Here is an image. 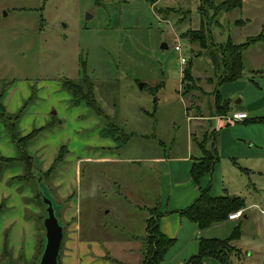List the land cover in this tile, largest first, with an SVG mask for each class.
Here are the masks:
<instances>
[{
	"label": "rangeland",
	"instance_id": "obj_1",
	"mask_svg": "<svg viewBox=\"0 0 264 264\" xmlns=\"http://www.w3.org/2000/svg\"><path fill=\"white\" fill-rule=\"evenodd\" d=\"M221 1L213 0L212 6ZM199 5L200 0H0V91L7 87L6 109L21 110V135L45 124L44 115L60 126L29 142L31 170L0 161V263L38 261L45 234V208L34 177L40 173L44 193L53 197L65 225L59 264H141L140 244L132 239L144 235L151 215L142 206L151 205L164 176L145 159L194 154L210 133L193 126L191 131L185 104L190 114H207V103L214 109L217 88L231 99V112L222 115L231 124L216 145L219 175L223 169L228 193L242 198L245 207L239 218L201 229L182 218L178 238L161 264H186L197 253L199 237L228 239L237 225L233 247L221 245L219 258L207 257L203 264H264V120H251L264 119V45L256 42L244 50L241 78L218 84L226 39L240 43L264 32V0H242L241 8L229 11L210 8L208 2L200 12ZM85 76L108 117H101L104 126L109 122L123 131L118 148L96 152L97 116L89 118L87 113H94L84 105L71 106L69 92L61 87L64 79L77 82ZM30 94L34 98L27 101ZM241 108L249 118L231 121ZM190 135L195 146L188 152ZM60 144L70 146L68 159L45 178ZM102 152L112 160H95ZM17 153L0 123V156ZM85 156L90 159L80 160ZM184 165L177 163L183 172ZM69 168L73 199L53 183V178L61 182Z\"/></svg>",
	"mask_w": 264,
	"mask_h": 264
},
{
	"label": "trees",
	"instance_id": "obj_2",
	"mask_svg": "<svg viewBox=\"0 0 264 264\" xmlns=\"http://www.w3.org/2000/svg\"><path fill=\"white\" fill-rule=\"evenodd\" d=\"M208 2H211L210 8L216 9V6L218 7L220 5V9H225L226 11H229L233 8H241L242 6V0H222V3L218 5L214 3L215 5L213 6V0H200L198 10L200 12L203 11L202 5ZM235 23L240 24L238 20H236ZM199 40L201 42V39ZM256 42H261L264 45L263 31L255 36L247 37L244 42L240 43H235L230 37L226 39L225 45L221 51L222 73L221 77H219L218 84L233 82L242 77L244 70L243 52L249 45ZM189 68L185 70V78L189 76ZM82 86H84L85 88H83ZM61 87L69 92L71 96V105L77 106L83 103L95 115L102 117L105 120L108 119V117L103 114L100 106L97 104L93 94V84L88 78H86V76L83 77L81 81L77 82L69 79H64L61 82ZM6 88H3L4 91L2 92L0 91V123L2 124L5 132L9 135L11 142L17 148L18 154L16 157L0 156V161L4 163H20V165L23 166L24 169L29 168L31 170V167H35L34 159H32L29 155L27 146L29 142L34 140L42 130L50 128L54 126V124L50 123L46 126L33 129L25 135H21L17 127V122L19 119V114H21V110L15 114L9 113L6 110V106L3 101V95L6 91ZM33 98L34 96L30 94L27 101H31ZM214 106L216 109V113L220 115H224L225 113L230 111V101L227 98H222L217 91L214 97ZM252 120L263 121L264 119L262 117H256ZM109 130L112 131L109 132ZM101 131L102 136L114 138L115 142H118L116 148L120 146V136L118 135L120 129L112 126L111 123L106 122ZM198 148L201 152V157L192 163L189 171L190 176L194 181H197L204 174L210 173L217 159L214 143L213 141L211 142V135H205V137H203V139L199 142ZM67 150L68 149L66 145L60 146L52 164L45 172V178L50 177L55 173L56 167L63 162L64 156L68 152ZM34 172L35 171H31L30 174L34 176ZM34 177L36 179L35 184L37 186V176L35 175ZM23 180L25 179L23 178ZM40 203L43 205L41 198ZM244 207V200L238 196H234L233 199H231V196L226 194L212 196L209 192V189L205 188L200 190L199 195L190 205H188L184 209L179 210L178 213L188 219L190 222L196 224L197 227L201 229L206 228L212 224L227 220L230 213L241 210ZM145 210L149 211L151 216L146 219L145 235L140 239L141 264H161L166 252L173 246L175 237H168L161 232L158 224L161 213L158 211L157 207H152L151 209L146 207ZM238 235L239 225L233 228L231 236L228 239L199 237L197 253L190 256L186 261V264H203V260L207 257H213L216 259L219 258L216 256V252H218L220 246L230 245V247H233V244H231L230 241L235 239ZM221 261V263H224V259H222Z\"/></svg>",
	"mask_w": 264,
	"mask_h": 264
},
{
	"label": "crops",
	"instance_id": "obj_3",
	"mask_svg": "<svg viewBox=\"0 0 264 264\" xmlns=\"http://www.w3.org/2000/svg\"><path fill=\"white\" fill-rule=\"evenodd\" d=\"M216 91L220 94V92L217 88H216L215 92ZM220 96L222 98H225L221 94H220ZM70 98H71V96H70ZM70 98H69V102H70ZM227 99L231 103V99H229V98H227ZM212 102L214 103L213 100H212ZM4 104H5V106H7L5 101H4ZM82 105L86 106L85 104L81 103V104L74 106V107H80ZM207 105H208L207 106V108H208L207 114H205L204 112L201 113L200 111L196 112L195 114H193V113L190 114L188 112L189 109L187 107L189 105L185 104L186 111H187L186 112V118L190 119L189 122L191 123V125H190L191 131H192V126H193L194 130H197V128L204 130V131L208 129V132L211 135V142L213 141V143H214V148L216 149L215 153L217 155V159H216L214 166H213V169L210 173L204 174L197 181H194L190 176L189 171H190V167H191L192 163L201 157L200 150L198 149V147L195 146L193 138H191L192 134L190 135V137L188 138V141H187V150L189 152L190 148L193 144L195 146L194 147L195 148L194 154L187 153L186 156L183 154H180L178 156H173L169 153L168 154H155V155H152V156L145 159L148 162H151L154 165H157L158 170L164 176H163V179L160 178L162 180L160 181V184H158V187H157L158 188L157 196L154 197L153 201L151 202V205H149V206L143 205L142 208L145 209L146 207H148V208L157 207L158 211L161 213V216L159 217V220H158V224H159V228H160L161 232L164 233L168 237H175V240L178 238V233L180 232V227H182L184 222H185L184 219H182L185 217L181 216L178 213V211L181 209H184L188 205H190L197 198L201 189L208 188L209 192L212 196H218V195H224V194L231 196L228 193V188L226 186H224L225 181H224V178L222 175L223 169H221L220 175H219V168L218 167L220 166L219 165L220 157H219L218 150L216 147L217 139L219 138L218 142L221 143V135L228 132V128L225 126H228V124H231V123L226 121L227 116H222V115L216 113L215 106H214V109L211 110V109H209L208 103H207ZM23 106H24V104H22V107ZM71 106H73V105H71ZM230 112H231V107H230L229 113ZM235 112H244L247 115L246 119L249 118V115L247 114V112H245V110L243 108L236 110ZM54 114H56V113H54ZM87 114L91 116L89 118H91L92 120L96 119V122H94V123L99 126L97 134L95 135V138L98 139V143L93 144V146H96L94 148L98 149V150H96V152L97 151L99 152L100 149L116 148L114 138L104 137L101 135V132H102L101 130L104 127V122L102 121L101 117L94 115V114L91 115V113H89V112ZM57 115L58 114H56V116ZM82 115H83V113L78 114V116H82ZM58 116L60 117V115H58ZM95 116H97V117L95 118ZM44 117L47 120L46 123L42 124L40 126L34 127L33 129L40 128L42 126H46L52 122L50 119L51 117H49L47 115H44ZM98 118H100V119H98ZM59 120H60V122L58 120L57 121H58V124L60 125V123H62V120L61 119H59ZM242 121H244V120H242ZM192 122H193V124H192ZM234 122H237V121H234ZM238 122H240V121H238ZM57 127H60V126L54 125L50 128L42 130L37 135V137L34 140H32V142H31L32 145L35 144L33 142L38 140V138L40 137V135L43 132H45L46 130H54V129L56 130ZM121 134H123V131L120 130L118 135L120 136ZM61 145H66V147L68 149V155H69V150H71V149H70V146L67 144H60L57 151H56V154H57ZM36 147H37L36 148L37 153L41 152L42 146L37 144ZM49 149L50 148L47 147L43 150H46V152H47ZM88 149H89V147H88ZM56 154H55V156H56ZM68 155L65 156L64 160L68 159ZM55 156H54V158H55ZM95 157H96L95 160H97L98 162L112 160L109 158V156L105 152H102L101 154L98 153L97 155H95ZM54 158L52 159L51 163L53 162ZM89 159L90 158L85 156L84 158H81L80 160H89ZM64 160H63V162H64ZM127 160L132 161V162L139 161L138 158L137 159H127ZM178 162H183L185 164L184 165L185 166L184 172L182 171V168L177 167ZM62 163H61V165H62ZM163 165H165L166 168H162ZM49 166L47 167V169L49 168ZM74 166H76V168L78 170L76 176H78V174L80 175L78 161H76V163H74L73 167ZM70 169L71 168L68 169V171L66 172V175L64 173V175H63L64 178L61 181L62 183L58 182V180H59L58 178H55V179L53 178L54 184H56V185L60 184L61 185V189L59 190V192H63L64 195L65 196L67 195L68 198L71 196L70 194H73V192L70 189V180L71 179H70V176H67L70 173ZM244 169H245V172L248 173L249 169H247L246 167ZM217 170H218V175H217ZM213 188H214V190H212ZM70 198L73 199L72 197H70ZM176 216L179 217L178 220H176ZM227 220H230V219H227ZM231 221H233V220H231ZM198 230L196 229V231H198ZM144 235H145V228H144ZM142 237H139V238L133 237L132 240L138 241L140 244V242H141L140 239ZM197 246H198V242H197ZM140 247H141V244L139 245V248H138L139 250H140Z\"/></svg>",
	"mask_w": 264,
	"mask_h": 264
},
{
	"label": "water",
	"instance_id": "obj_4",
	"mask_svg": "<svg viewBox=\"0 0 264 264\" xmlns=\"http://www.w3.org/2000/svg\"><path fill=\"white\" fill-rule=\"evenodd\" d=\"M163 47H166V45H163ZM36 176L37 189L45 208V216L43 218V226L45 229L44 241L36 264H58L64 225L59 219L53 197L51 194L44 193V188L46 187L43 183V178L39 173H36ZM233 198L232 196L231 199ZM0 264H3V262Z\"/></svg>",
	"mask_w": 264,
	"mask_h": 264
},
{
	"label": "built area",
	"instance_id": "obj_5",
	"mask_svg": "<svg viewBox=\"0 0 264 264\" xmlns=\"http://www.w3.org/2000/svg\"><path fill=\"white\" fill-rule=\"evenodd\" d=\"M174 50L176 52H178V54L180 55L181 52V47L177 44L174 46ZM180 64L184 65L186 63V59L184 57H180ZM247 118L246 113L244 112H235L231 115V117L229 118L231 121H242L245 120ZM241 216V210L232 212L228 215V219L230 220H235L237 218H239Z\"/></svg>",
	"mask_w": 264,
	"mask_h": 264
},
{
	"label": "flooded vegetation",
	"instance_id": "obj_6",
	"mask_svg": "<svg viewBox=\"0 0 264 264\" xmlns=\"http://www.w3.org/2000/svg\"><path fill=\"white\" fill-rule=\"evenodd\" d=\"M63 225H64V223H63ZM64 227H65V225H64ZM63 239H64V229H63ZM62 243H63V240H62ZM61 247H62V245H61ZM59 256H60V254H59ZM58 264H59V257H58Z\"/></svg>",
	"mask_w": 264,
	"mask_h": 264
}]
</instances>
